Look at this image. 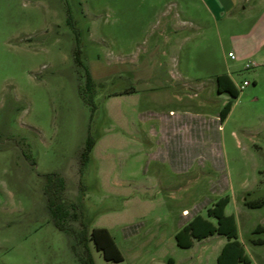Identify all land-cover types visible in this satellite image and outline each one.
Masks as SVG:
<instances>
[{"label": "rangeland", "instance_id": "374dc122", "mask_svg": "<svg viewBox=\"0 0 264 264\" xmlns=\"http://www.w3.org/2000/svg\"><path fill=\"white\" fill-rule=\"evenodd\" d=\"M258 15L219 16L205 0H0V264L87 262L51 222L48 174L64 180L66 225L106 229L123 258L106 261L88 240L94 264H217L224 236L182 249L175 235L223 197L248 264H264L251 242L264 239L253 234L264 206L244 204L264 199ZM223 73L238 97L220 123Z\"/></svg>", "mask_w": 264, "mask_h": 264}, {"label": "trees", "instance_id": "16d2710c", "mask_svg": "<svg viewBox=\"0 0 264 264\" xmlns=\"http://www.w3.org/2000/svg\"><path fill=\"white\" fill-rule=\"evenodd\" d=\"M75 35L74 62L76 65L82 66L78 34L76 33ZM86 75V87L89 90L92 86V80L87 71ZM216 81L218 93H227L231 97V100L226 103L219 114L220 123H223L232 108V100L238 97V91L225 75L217 77ZM90 101L91 98L88 102ZM94 144L95 140L88 137L79 160L81 165L89 159V155ZM43 179L45 181L43 194L46 198L47 209L49 211L52 224L57 230L66 233L68 236L70 235V238L72 237L74 239V244L71 248L77 258L79 257L76 250V244L80 242L84 245V252L87 253V262L80 258V264H94L86 244L88 240L93 242L94 248L97 252L102 251L103 258L106 261H112L114 263L122 262V255L112 236L106 229L96 228L89 230L88 226L81 223V229L75 233L66 225L65 221L68 215V207L63 198L65 192V183L63 178L56 174H48L43 176ZM228 203L229 198L223 197L207 210V218L199 215L195 216L187 225L176 233L175 239L177 246L182 249H188L192 247L193 241H201L207 237L217 234L224 236L227 239V242L217 256V264H248L250 261L245 254L244 248L238 241L235 219L232 215L227 216L224 211ZM244 204L248 208L256 209L264 206V199L261 201L245 202ZM72 207L79 210L81 204L76 202V204H72ZM210 218L215 219V223L212 222ZM263 232L264 225H258L253 230V234L255 235ZM251 242L254 245H264V239L260 238L252 239Z\"/></svg>", "mask_w": 264, "mask_h": 264}, {"label": "crops", "instance_id": "0c3cea01", "mask_svg": "<svg viewBox=\"0 0 264 264\" xmlns=\"http://www.w3.org/2000/svg\"><path fill=\"white\" fill-rule=\"evenodd\" d=\"M206 3L212 8V10H214L219 16L220 14H231L233 12H236L237 10H239L241 12V14H251L253 12L258 13V18H257V22L253 25L252 30L256 29L258 31H262V29L264 30V27L261 24L262 18H264V8L260 11L258 10L260 8V5L264 3V0H205ZM244 3V5H243ZM246 3V4H245ZM260 11V12H258ZM264 24V21H263ZM264 33V31H262ZM263 49H264V40L262 41V43H260L259 45L255 46L251 51H250V55L253 56V58H255V60H257L259 62V66L264 64V54H263ZM256 64V63H255ZM257 66V64L255 65ZM225 75L228 77V79L232 82L231 78L229 77V75L227 73H223V74H219L217 77ZM217 80V79H216ZM217 83V81H216ZM233 83V82H232ZM250 84V83H249ZM234 85V84H233ZM235 89L237 90V87L234 85ZM217 89V87H216ZM218 92V91H217ZM229 115V114H228ZM227 118V117H226ZM226 120V119H225ZM224 120V121H225ZM226 208V207H225ZM225 211V210H224ZM228 216V215H227ZM192 220V219H191ZM190 220V221H191ZM189 221V222H190ZM188 222V223H189ZM187 223V224H188ZM236 223V222H235ZM184 224L182 226V228L187 225ZM181 228V229H182ZM180 229V230H181ZM255 229V228H254ZM179 230V231H180ZM220 236V235H219ZM211 237V236H210ZM208 238V237H207ZM206 239V238H205ZM204 240V239H203ZM226 241L223 243L221 249L223 248V246L225 245ZM193 245H194V241H193ZM192 245V246H193ZM221 251V250H220Z\"/></svg>", "mask_w": 264, "mask_h": 264}, {"label": "built area", "instance_id": "2783aa9c", "mask_svg": "<svg viewBox=\"0 0 264 264\" xmlns=\"http://www.w3.org/2000/svg\"><path fill=\"white\" fill-rule=\"evenodd\" d=\"M228 57H229L231 60H235V58H236L235 55H234V53H232V52H229V53H228ZM255 65H256L255 63H252V64H246L245 69H246V70L251 69V68L254 67ZM248 85H249V82L246 81V80H243L242 83L240 84L239 88H240V89H243V88H245V87L248 86Z\"/></svg>", "mask_w": 264, "mask_h": 264}]
</instances>
